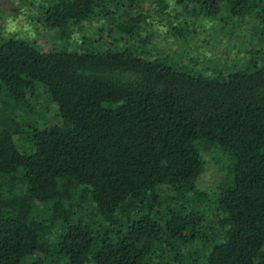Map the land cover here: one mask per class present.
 <instances>
[{"label":"trees","instance_id":"obj_1","mask_svg":"<svg viewBox=\"0 0 264 264\" xmlns=\"http://www.w3.org/2000/svg\"><path fill=\"white\" fill-rule=\"evenodd\" d=\"M151 3L34 0L59 40L97 17L118 42L102 50L1 38L0 264H264V0ZM182 13L180 39H253L243 63L151 53L154 15ZM204 152L226 170L212 192Z\"/></svg>","mask_w":264,"mask_h":264},{"label":"rangeland","instance_id":"obj_2","mask_svg":"<svg viewBox=\"0 0 264 264\" xmlns=\"http://www.w3.org/2000/svg\"><path fill=\"white\" fill-rule=\"evenodd\" d=\"M169 4L173 5V0H166ZM148 8H156L157 5L153 6L151 0H146ZM170 2V3H169ZM166 9L172 13L175 10H171L170 7ZM165 9V10H166ZM37 9L34 7V0H0V40L1 38L8 37H23L35 41L40 47L48 48L53 46H74V41L78 43H86V45L97 47V50L104 49L105 46L118 42L114 41V36L109 37L108 29L103 34V29L99 27L98 24L93 25L92 23L97 22V17L86 22L82 27L76 31L75 34L70 36V39L59 40L55 37V33L44 28L40 22L37 20ZM154 15L152 19V26H154L153 31L156 36L149 40L146 44V48L150 50L153 54H158L160 57L167 58L169 63H182L186 62L188 65L190 62L195 63L196 66L200 68L211 71L214 66L225 67L217 58H222L226 53L229 55L226 57L225 61L233 62L235 61V66L241 65L243 57L246 56L245 53L246 45L248 43L251 45L253 39L248 36H244V33H238L236 29H231L229 26H225V31L220 27L221 24L217 25L207 22L204 30L199 29L197 37L187 36L186 39H180L179 35L175 36L171 32V27L174 25L175 21L183 20V13L178 17L173 18V23L166 21L163 17L164 15ZM211 25V26H209ZM220 31H215V29ZM84 39V40H83ZM83 40V42H81ZM113 42V43H112ZM127 43L126 40L120 41L119 44L124 46ZM253 45V44H252ZM184 53V54H183ZM245 53V54H244ZM152 54V55H153ZM235 56V57H234ZM197 59L192 61L193 58ZM192 58V59H191ZM193 67L195 66L190 65ZM40 96L38 98V105L36 109L39 111L38 117H43L48 121L52 119L53 109L49 111L44 110V105H49L47 101V96L43 94V91L39 90ZM37 112V111H36ZM20 148H24L21 139H18ZM205 167L203 173L197 180V184L200 189L207 192H212L213 189L222 181L225 180V169L220 167L218 160L215 159L211 154L204 152Z\"/></svg>","mask_w":264,"mask_h":264}]
</instances>
